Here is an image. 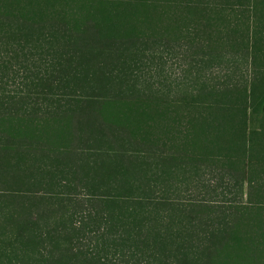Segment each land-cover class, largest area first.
<instances>
[{
	"label": "trees",
	"instance_id": "1",
	"mask_svg": "<svg viewBox=\"0 0 264 264\" xmlns=\"http://www.w3.org/2000/svg\"><path fill=\"white\" fill-rule=\"evenodd\" d=\"M245 3L253 14L264 15V0H0V30L20 48L34 44L47 54L45 70L26 78L37 88L34 96L29 91L0 98V264L92 262L69 245L73 232L85 227L73 219L78 182L97 190L104 185L109 194L124 190L120 204L113 198L104 202L109 218L129 215L131 226L142 222L139 216L148 206L169 204L154 196V179L164 184L171 174L219 162L243 171L232 156L246 143L212 136L237 128L217 112L223 110L216 106L222 95L200 90L168 101L144 95L137 84L139 45L178 41L191 26L222 29L228 24L224 8L235 11ZM214 44L206 47L219 48ZM77 88L83 90L79 95ZM248 98L253 112L264 116V72L235 100ZM47 103L54 110L38 109ZM217 143H230L237 152ZM251 174V189L241 191L249 201L216 207L223 222L197 251L190 254L172 239L155 242L175 250V260L164 264H264V183ZM38 186L46 191L39 194ZM58 187L66 191H54ZM59 223L70 234L59 231Z\"/></svg>",
	"mask_w": 264,
	"mask_h": 264
},
{
	"label": "rangeland",
	"instance_id": "2",
	"mask_svg": "<svg viewBox=\"0 0 264 264\" xmlns=\"http://www.w3.org/2000/svg\"><path fill=\"white\" fill-rule=\"evenodd\" d=\"M251 10V3L235 5V11L227 7L222 16L228 18V24L222 29L219 28L222 26L220 24H213L211 28L191 26L194 23L192 20L189 25L193 28L182 30L178 41L166 44L161 39L138 46L141 48L138 51L142 53L139 59L142 60L138 63L140 74L137 86L144 95L148 93L162 96L168 101H182L186 94L212 90L223 96L216 105L223 106V110L217 112L225 116L223 121H233L237 128L227 127L225 124L227 130L224 133L214 132L212 136H224L223 139L228 141L246 143L238 149V155L232 156L243 171L228 168L219 162L201 164L198 172L186 168L171 174L164 184L154 179L151 181L154 196L165 199L169 204L158 208L148 206L139 216L142 222H133L131 226L128 225L131 220L129 215L109 218L106 206L108 202H104L113 198L119 200L117 204H120L124 199L120 197L125 193L124 190L118 192L114 188L111 190L113 195L108 193L109 189L104 185L97 190L78 182V188L72 192L74 203L78 207L73 219L74 224L78 226L84 222L85 227L73 232V240L69 245L75 251H85L83 255H78L91 259L90 264H164L175 260V250L157 247V240L172 239L181 242L183 250L189 253L197 251V246L207 239V233L223 222V216L216 211V207L241 205L249 201L248 196H242L241 191L245 193L251 189V173H258L260 177L255 179L264 183V116L253 112L250 98L244 102L235 100L239 90L245 87L249 89L252 82H256L264 72V15L253 14ZM207 42L212 45L215 43L214 46L219 48L208 49ZM33 45L20 48V45L10 39L7 31L0 30L1 99H8L10 95L23 97L29 91L35 95L37 88L28 86L26 78L45 70L47 54ZM82 91L77 88L76 94L79 95ZM56 93L55 96L60 97L61 93ZM48 105L50 104L38 106V109L54 110L53 105ZM246 106V114L243 110L237 111L238 107ZM186 125L183 122V131L186 130ZM122 144L128 149L135 147ZM217 144L237 152L236 147L230 143ZM242 149L246 150L247 155L241 154ZM34 190L39 194L46 191L40 186L34 187ZM54 191H66V188L58 187ZM201 204L211 205L213 208L208 212L199 211L198 205ZM180 206L181 209L176 210ZM58 225L59 231L70 234L68 226L61 223ZM147 231H150L149 234ZM94 254L98 259L90 258Z\"/></svg>",
	"mask_w": 264,
	"mask_h": 264
}]
</instances>
